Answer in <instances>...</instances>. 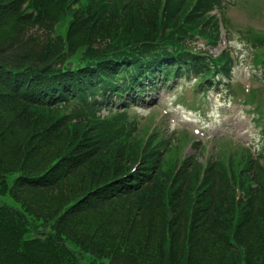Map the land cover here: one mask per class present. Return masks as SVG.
Wrapping results in <instances>:
<instances>
[{
  "label": "trees",
  "instance_id": "obj_1",
  "mask_svg": "<svg viewBox=\"0 0 264 264\" xmlns=\"http://www.w3.org/2000/svg\"><path fill=\"white\" fill-rule=\"evenodd\" d=\"M222 2L0 0V264H264V147L201 161L188 133L129 132L153 78L231 77L229 50L190 44L218 42Z\"/></svg>",
  "mask_w": 264,
  "mask_h": 264
},
{
  "label": "rangeland",
  "instance_id": "obj_2",
  "mask_svg": "<svg viewBox=\"0 0 264 264\" xmlns=\"http://www.w3.org/2000/svg\"><path fill=\"white\" fill-rule=\"evenodd\" d=\"M228 1L231 2L226 11L230 44L224 38L216 47H205L214 53L220 52L224 47L234 49L238 55V62L233 71V85L239 94L240 92L243 94L242 87L248 92V88L258 87L264 83L261 70L254 66L252 46L245 42L248 29L264 34V0ZM66 32L67 28L63 27L61 33ZM202 42H198L199 47H203ZM148 94L152 98L144 107L133 108L128 113L131 124L129 132L133 137L148 139L150 135L157 133L170 139L175 129L180 131L185 129L191 133V141L200 142V147L205 148L204 154L199 155L201 160L216 155L224 142L244 144L258 151L264 147L261 128L256 126L253 120L255 114L247 110L248 106L235 101L225 90L214 88L206 95L204 102H201L199 96L195 98V87L192 82L181 79L171 88L158 86ZM189 102L193 104L192 107L187 105ZM102 115H105V118L109 116L106 111H102ZM196 128H200L201 132L196 133L194 131ZM194 153L195 147L190 143L186 154ZM10 182L12 183V180ZM2 200L14 208L19 207V204L9 196L3 197ZM141 231L144 232V229L141 228ZM83 258L87 262L92 259L88 253H84ZM213 262L219 264L218 261Z\"/></svg>",
  "mask_w": 264,
  "mask_h": 264
}]
</instances>
